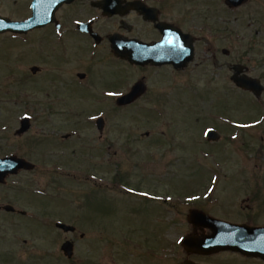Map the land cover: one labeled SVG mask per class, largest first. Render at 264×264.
<instances>
[{
	"label": "rangeland",
	"instance_id": "1",
	"mask_svg": "<svg viewBox=\"0 0 264 264\" xmlns=\"http://www.w3.org/2000/svg\"><path fill=\"white\" fill-rule=\"evenodd\" d=\"M20 2L0 4V11L23 17L28 11ZM182 8L187 30L199 40L195 59L178 73L146 71L147 92L128 106L95 103L106 85L101 81L88 94L76 86L54 89L53 65L45 63L51 48L38 42V35L51 40L48 30L27 41L0 34V103L9 109V116L0 113V157L17 154L40 163L32 175L0 183V205L54 215L53 264H180L186 256L180 241L188 233L179 222L188 210L177 194L202 192L210 176L222 178L218 193L230 200L264 183V91L256 97L232 79L233 66L243 64L264 84V0L236 9L224 0H187ZM83 64L75 57L71 66L76 72ZM33 65L42 73L33 74ZM141 73L125 68L122 76L135 81ZM25 113L32 126L16 135ZM210 128L218 130V140H207ZM146 190L169 194L170 205L146 199ZM40 192L54 193V203ZM40 216L35 225L43 232ZM56 221L76 225V232L60 230ZM3 225L13 228H0V264L51 263L34 259L40 246L45 250L44 234L28 228L29 220L0 210ZM66 240L74 242L72 257L62 249Z\"/></svg>",
	"mask_w": 264,
	"mask_h": 264
},
{
	"label": "flooded vegetation",
	"instance_id": "2",
	"mask_svg": "<svg viewBox=\"0 0 264 264\" xmlns=\"http://www.w3.org/2000/svg\"><path fill=\"white\" fill-rule=\"evenodd\" d=\"M10 1L0 0V4L6 6V3ZM34 1L13 0L14 3L20 2L27 9L28 13L23 17H13L1 11L0 15L10 17L13 20L27 19L32 15ZM41 1L46 7L54 6V22L44 27H35L27 33L8 31L0 34H10L13 37L27 41V37L41 33L44 30L51 32V40L38 35V42H41V47L45 45L47 50L48 47L51 48L52 55L50 54L51 57L50 55H45L47 57L45 63L50 62L53 65L52 80L54 89L64 88L62 85L66 86V89L68 86H76L79 90L83 91L82 94H88L86 90L90 89L92 84L95 85L97 81H101L100 83L106 85L100 86L103 93H100V97H94L98 98L95 103L106 104L113 101L117 104L118 97L130 91L137 82L144 83L146 87L145 93L147 92V84L150 78L145 73L146 71L155 70L158 73L162 68H170L174 73L183 71L175 68L171 63L155 64L152 61L146 62V59H142L141 63L132 62L129 59L130 56L148 57L150 55H170L174 54L178 48L180 51L181 48L187 50L189 45H193L194 55L196 56L199 40L191 31L187 30L185 26L187 15L182 8V2L187 0ZM187 33L190 34L191 42L187 41ZM43 49L42 51H44ZM75 57H77L78 63H84V69L77 70L76 72L74 71V67L71 66ZM98 65H101L102 68L97 71L94 68ZM34 68L35 71L33 70ZM125 68L140 71L142 72L140 74L141 76L135 81L127 79L128 77L124 78L122 72ZM31 71L33 74L38 75L42 73L43 67L33 65ZM144 94L133 103H136L140 98L144 97ZM54 95H57V98L60 99L57 90L54 92ZM0 111V113L3 112L4 115L9 116L8 107L1 105V103ZM25 115L30 116L31 128L33 123L32 116L25 113L22 117ZM18 157L30 161L34 167L32 169L23 168L16 175H32L40 167L38 165L40 164L39 162H34L27 156L19 155ZM52 165L54 166V161H52ZM257 179L259 178L257 177ZM88 180H90V177H88ZM104 180L102 178L100 183ZM221 180V177L210 176L203 181L202 184L204 187L202 192L191 193L189 195L177 194L178 200L188 210L182 215V220L179 222L186 232L188 234H195V236H201L216 232H232L235 229L237 230V227H241L249 232L264 233V192H260L259 189L264 183L262 182L260 184L261 186L258 185L259 187L248 188L246 193H242L245 196L242 195L239 199L230 200L229 196L227 197L229 199H227L224 194L218 193L220 191ZM112 181L114 186L117 187L122 183L121 179L117 178V176ZM138 190L140 189L136 191ZM141 194L143 197H147L146 199L163 201L165 203L164 205H170L168 203L170 200L169 194H156L150 190H146ZM40 195L50 196L47 199V203H54V193L47 195V193L40 192ZM236 197L238 196L236 195ZM7 204L13 205L11 203ZM4 205L6 204L0 205V210L10 215L19 216L21 219L29 220L31 225H28V228H31L36 233L44 234L41 236V239H44L45 246L43 247H45V250L40 246L42 252L40 255L37 253L34 259L48 261L51 262L49 264H53L54 215L45 214L50 216H37L24 208H17L15 205H13L15 207L14 210H6L3 208ZM49 211L53 213L54 208ZM39 216L43 223V232H39L36 229L37 225L35 224ZM57 222L59 221L55 222V226L59 228L56 225ZM177 222L175 221V223ZM74 226L76 227L75 230L69 232H76L77 226ZM169 226L170 224H168ZM0 228H3L5 233H8L13 227L3 225ZM59 229L62 230L61 228ZM125 242L134 248L138 245V242H134L130 237H127ZM104 244L109 247L111 243L105 241ZM195 247L198 248L200 246L196 245ZM184 250L186 254L184 261L192 260L200 264H264L263 256L244 253L231 248L221 249L207 254L188 251L185 248ZM104 253L102 252V256H104ZM109 255L114 256L116 253L111 249ZM147 255H150V253L148 252ZM214 257L216 259L213 262L206 260V258L214 259Z\"/></svg>",
	"mask_w": 264,
	"mask_h": 264
},
{
	"label": "water",
	"instance_id": "3",
	"mask_svg": "<svg viewBox=\"0 0 264 264\" xmlns=\"http://www.w3.org/2000/svg\"><path fill=\"white\" fill-rule=\"evenodd\" d=\"M226 5L230 8H237L245 4L248 0H224ZM33 14L30 18L22 21H14L8 17L0 16V33L6 31H14L19 33H25L35 27H42L48 23L54 21V6L46 7L41 0H35L33 3ZM187 41H190V34H186ZM182 39V38H181ZM189 43V42H188ZM227 51V50H226ZM194 47L189 45L187 50L178 48L174 54L170 55H150L148 57L130 56L129 59L132 62L141 63L142 59H146V62L152 61L155 64L172 63L175 68L181 69L186 67L189 62L194 59ZM234 73L232 79L236 86L241 89L249 90L255 94L256 97H260L264 91V84L262 81L254 76L246 73L247 67L243 64H235ZM35 71V68L33 69ZM146 91L144 83H135L131 90L118 97L117 104L119 106H125L131 104L138 99ZM97 127L102 132L105 127V119L100 116L96 120ZM30 127L29 117H24L21 121L20 128L16 131L17 134L26 132ZM208 140L215 141L220 138V133L215 129H210L207 132ZM33 164L25 158L18 157L17 155H8L0 157V183H6L7 177L11 174H17L23 168L32 169ZM6 210H14L15 207L10 204L3 206ZM57 226L64 231H74L75 226L64 222H57ZM232 232L225 233H211L201 236H195V234H188L182 239V245L188 251L199 253H212L221 249L231 248L239 250L244 253H250L260 255L264 257V233L263 232H249L241 227ZM200 247L196 248L195 246ZM194 246V247H193ZM62 249L68 257H72L74 254V244L72 241L67 240L63 243ZM181 264H200L195 263L192 260H187Z\"/></svg>",
	"mask_w": 264,
	"mask_h": 264
}]
</instances>
